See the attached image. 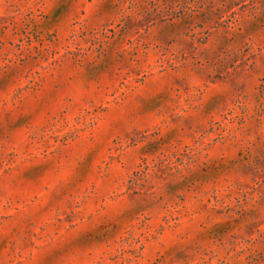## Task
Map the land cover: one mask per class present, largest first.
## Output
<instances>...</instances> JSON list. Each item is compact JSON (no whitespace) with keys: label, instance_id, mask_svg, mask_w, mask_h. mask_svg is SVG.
<instances>
[{"label":"rangeland","instance_id":"374dc122","mask_svg":"<svg viewBox=\"0 0 264 264\" xmlns=\"http://www.w3.org/2000/svg\"><path fill=\"white\" fill-rule=\"evenodd\" d=\"M0 264H264V0H0Z\"/></svg>","mask_w":264,"mask_h":264}]
</instances>
